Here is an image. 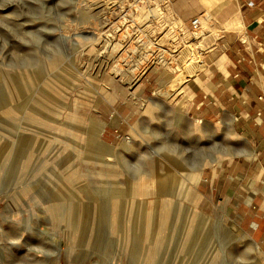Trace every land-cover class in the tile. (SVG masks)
Masks as SVG:
<instances>
[{"label":"rangeland","instance_id":"374dc122","mask_svg":"<svg viewBox=\"0 0 264 264\" xmlns=\"http://www.w3.org/2000/svg\"><path fill=\"white\" fill-rule=\"evenodd\" d=\"M194 28L171 0H0V264H264L257 143L176 80Z\"/></svg>","mask_w":264,"mask_h":264},{"label":"crops","instance_id":"0c3cea01","mask_svg":"<svg viewBox=\"0 0 264 264\" xmlns=\"http://www.w3.org/2000/svg\"><path fill=\"white\" fill-rule=\"evenodd\" d=\"M171 8L187 26L199 18L194 29L201 31L207 59L188 110L215 113L223 121L230 117L244 141L257 143L255 162L243 161V166H252L253 173L256 169L253 192L264 202V0H171ZM162 93V101L174 94ZM247 174L242 173L244 179Z\"/></svg>","mask_w":264,"mask_h":264},{"label":"bare ground","instance_id":"6f19581e","mask_svg":"<svg viewBox=\"0 0 264 264\" xmlns=\"http://www.w3.org/2000/svg\"><path fill=\"white\" fill-rule=\"evenodd\" d=\"M191 54H192V50L189 49V51L186 52V55L188 56ZM195 59H196V57H195ZM201 66H202L201 60L193 62L190 66H188V68L186 70H184L181 73L180 77L178 78V82L183 81L187 75L190 76V75L196 73ZM119 71H121V69Z\"/></svg>","mask_w":264,"mask_h":264},{"label":"built area","instance_id":"2783aa9c","mask_svg":"<svg viewBox=\"0 0 264 264\" xmlns=\"http://www.w3.org/2000/svg\"><path fill=\"white\" fill-rule=\"evenodd\" d=\"M199 23H200L199 18H195V19H193V21H192V25H193L194 27H197V26L199 25Z\"/></svg>","mask_w":264,"mask_h":264}]
</instances>
